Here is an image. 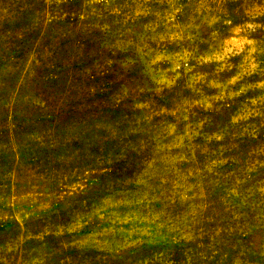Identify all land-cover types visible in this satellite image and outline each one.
<instances>
[{
	"label": "rangeland",
	"instance_id": "rangeland-1",
	"mask_svg": "<svg viewBox=\"0 0 264 264\" xmlns=\"http://www.w3.org/2000/svg\"><path fill=\"white\" fill-rule=\"evenodd\" d=\"M0 264H264V0H0Z\"/></svg>",
	"mask_w": 264,
	"mask_h": 264
}]
</instances>
